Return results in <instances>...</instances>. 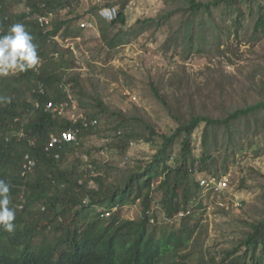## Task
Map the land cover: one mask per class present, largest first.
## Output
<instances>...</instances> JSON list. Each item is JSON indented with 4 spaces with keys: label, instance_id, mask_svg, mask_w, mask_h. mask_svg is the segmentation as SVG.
I'll use <instances>...</instances> for the list:
<instances>
[{
    "label": "trees",
    "instance_id": "obj_1",
    "mask_svg": "<svg viewBox=\"0 0 264 264\" xmlns=\"http://www.w3.org/2000/svg\"><path fill=\"white\" fill-rule=\"evenodd\" d=\"M130 1L105 5L117 7L118 18L113 22L97 15L101 39L108 50L125 42L124 34L109 37L108 30L126 24L125 10ZM182 1V11L188 16L178 34L187 53L196 47V52L204 51L207 22L202 18L212 19L217 10L223 21L235 14L231 22L237 31L245 14L243 4H247L249 16L254 17V36H264V0ZM21 4L24 9L17 11ZM79 4V0H0V35L15 23L24 24L40 58L34 69L0 77V97L10 98V102L0 99V179L10 184L9 207L15 211L16 225L12 233L0 226V264H190L194 259L195 264H264V214L249 225L235 246L223 250L218 257H207L202 249L195 248L199 222L195 212L201 209V203L192 208L202 190L197 174L207 179L226 174L227 161L244 148L241 124L249 127L250 119L264 113V99L222 116L194 112L193 108L182 113L180 99L172 101L156 87L154 97L177 122L170 133L158 131L142 115L108 107L87 93L82 78L70 72L75 61L73 51L54 40L58 37L64 42L80 36L81 28L75 26L79 15L57 18L65 10L75 14ZM49 13L54 17L48 27L38 21V16ZM174 14L172 11L157 19L139 20V30L160 27ZM211 29H215L212 42L219 49L221 29L218 24ZM39 86L43 94L38 92ZM61 86H67L74 95L87 125L82 120L73 125L66 118L45 112L46 103L67 98ZM103 118L114 121L115 135L108 146L123 156L132 142L144 141L155 151L150 160L117 170L102 165L93 158L92 151H87L89 168L79 171L80 157L70 167L64 163L82 146L81 141L79 145L64 143L61 148L46 150L51 135H59L72 125L79 130L81 139L100 134ZM201 125V152L196 156L192 137ZM175 148L180 153L175 164L170 165ZM27 154L35 166L23 176ZM221 156L224 161L219 173ZM137 203L139 215L124 218L125 207ZM158 212L163 214L162 223H158ZM180 213L185 215L180 217Z\"/></svg>",
    "mask_w": 264,
    "mask_h": 264
},
{
    "label": "rangeland",
    "instance_id": "obj_2",
    "mask_svg": "<svg viewBox=\"0 0 264 264\" xmlns=\"http://www.w3.org/2000/svg\"><path fill=\"white\" fill-rule=\"evenodd\" d=\"M120 0H79L76 13H58V19L75 16L81 18L75 23L93 26L81 29L77 39L69 40L74 46V65L71 73L82 78L87 93L98 97L110 108L126 114L142 115L151 121L162 133H170L177 127L174 120L154 97V88L169 99H180L181 112H194L214 116L223 114L264 99V36H254V17L249 16L247 4L241 27L236 31L232 18L222 20L220 10L214 11L207 22L206 45L203 52L196 49L187 53L185 43L178 34L183 31L186 16L182 0H131L126 7V24L121 28L108 30L109 37L124 34L121 46L108 50L101 39L98 10L107 3ZM208 1V0H201ZM24 5L18 6L22 11ZM175 11L172 17L160 27L151 26L140 31L137 21L155 18ZM184 14V15H183ZM187 21V20H186ZM215 23V24H214ZM218 24L219 49L212 42V26ZM196 26L195 34H198ZM140 32V33H139ZM195 45H196V41ZM190 103V105H188ZM191 106V108H190ZM81 114L84 115L83 111ZM113 119L103 118L100 134L82 138V146L68 155L64 166L70 167L75 158L82 159L79 171L89 168L87 151L93 158L106 166L124 170L148 162L155 153L151 144L144 141L132 142L125 155L108 146L114 139ZM241 128L244 148L227 161L228 185L221 193L206 188L201 190L197 209L198 224L194 239L195 248L202 249L207 257L220 255L223 250L235 246L249 229V225L260 220L264 214V113L250 119L249 127ZM204 125L193 134V153L201 152ZM179 149L173 150L170 165L175 164ZM231 156V155H230ZM217 169H222L223 156L218 158ZM96 175V171H92ZM205 179L197 174V180ZM94 186L93 182H90ZM156 209V208H155ZM158 211V210H157ZM140 209L137 204L126 206L123 217L133 219ZM158 223L163 222V214L158 212ZM195 259L190 264H195Z\"/></svg>",
    "mask_w": 264,
    "mask_h": 264
},
{
    "label": "built area",
    "instance_id": "obj_3",
    "mask_svg": "<svg viewBox=\"0 0 264 264\" xmlns=\"http://www.w3.org/2000/svg\"><path fill=\"white\" fill-rule=\"evenodd\" d=\"M25 1V0H21ZM47 1V0H43ZM43 7H45V3L42 4ZM99 17L106 21V22H113L117 20L118 18V10L116 6H104L101 9L98 10ZM54 14L49 13L48 15L44 16H38V21L44 25V26H51L52 20H53ZM93 24L91 22L87 23H81L80 28L81 29H88L92 27ZM57 41L63 48L70 49L71 51H74L73 44H70L69 41H61L58 37H55L54 39ZM55 57H57V54H55ZM63 88L64 92L67 94V98L65 100H62L60 102H48L45 105V112L49 113L50 115H53L54 117L58 118H66L71 124L77 123V121L82 120L85 125H87V118L81 114V111L75 101L74 95L71 94L70 90L67 88V86H61ZM38 92L40 94L44 93V89L42 86L38 87ZM36 106H38V103H36ZM92 125L95 124L94 121L91 122ZM70 127L66 129L65 131L61 132L59 135H51L49 143L46 147V150H50L51 148H61L62 144L64 143H75L76 145H79L81 138L79 137V130L75 127ZM58 154L56 155V158H58ZM26 163L24 165V172L25 174L27 171H31L34 167L35 163L32 159H30L29 155H26ZM200 186L202 189L206 188L214 193H221L228 185V177H211V178H205L200 181ZM188 214V213H187ZM108 214H106L107 216ZM185 213H180L179 216H184Z\"/></svg>",
    "mask_w": 264,
    "mask_h": 264
},
{
    "label": "clouds",
    "instance_id": "obj_4",
    "mask_svg": "<svg viewBox=\"0 0 264 264\" xmlns=\"http://www.w3.org/2000/svg\"><path fill=\"white\" fill-rule=\"evenodd\" d=\"M33 39V36L22 23L13 24L6 34L0 35V77L23 73L34 69L40 63L37 45L33 43ZM0 99L10 102V98L0 97ZM24 161L23 176L30 172L27 171L23 174L26 158H24ZM9 194L10 184L0 179V226L3 227L4 231L12 233L16 228L13 223L15 211L9 207Z\"/></svg>",
    "mask_w": 264,
    "mask_h": 264
}]
</instances>
